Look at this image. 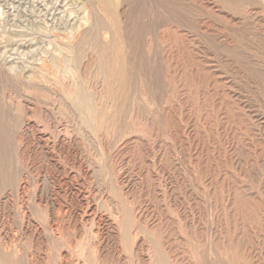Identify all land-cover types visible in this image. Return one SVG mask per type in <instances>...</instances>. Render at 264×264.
<instances>
[{"label":"bare ground","instance_id":"bare-ground-1","mask_svg":"<svg viewBox=\"0 0 264 264\" xmlns=\"http://www.w3.org/2000/svg\"><path fill=\"white\" fill-rule=\"evenodd\" d=\"M106 12L117 14L118 7L112 8L108 0L93 4L94 15L105 17ZM118 16L123 18V13ZM236 18V25L244 23ZM254 18L256 31L264 37V17ZM115 27L110 29L111 25L105 22L103 29L109 31L111 42L118 46V54L108 51L109 62L114 65L117 61L115 64L120 67L122 60L118 55H123L124 46ZM37 46H23L32 53L25 65L0 56L3 74L25 77L33 95L38 97L39 88L49 87V82L57 79L51 77L52 68L61 70L57 83L65 89L57 94L60 102H66L67 109L80 119L77 131L87 124L95 130L103 128L112 115L103 107L106 104H102L100 88L109 81L112 86L118 84L117 79L121 78L117 77L116 65L115 77H96L93 86L97 87L91 92L85 88L80 73L79 47L70 46V51L64 48L59 57L54 46ZM167 53L174 54L180 63V105L169 97L163 127L144 123L146 136L141 135L140 125V135L129 129L121 134L122 128L116 127L119 140L106 153L100 152L98 166L72 126L37 119L36 104L25 101L22 119L12 135L18 161L7 170L9 189L0 198V264H49L50 242L58 248L53 264H87L81 259L82 249L79 250L85 239L91 240L96 264H202L210 245L232 264H264V192L261 195L249 190L232 174L241 169L244 175L260 176L264 183V172L246 167L249 161L254 167L260 164L264 171V113L257 97L250 95L238 80L227 78L224 68L202 65L184 45L170 44ZM220 59L226 69L241 72L231 59ZM223 79H227L226 86ZM41 112L46 116L48 111ZM165 132L171 134L173 145L165 140ZM241 152L246 154L244 163L238 156ZM97 168L100 178L95 177ZM31 179L33 206L42 212L44 226L29 211ZM195 182L201 183L202 188ZM12 193L17 197L15 205ZM203 195L207 200L201 198Z\"/></svg>","mask_w":264,"mask_h":264},{"label":"rangeland","instance_id":"rangeland-1","mask_svg":"<svg viewBox=\"0 0 264 264\" xmlns=\"http://www.w3.org/2000/svg\"><path fill=\"white\" fill-rule=\"evenodd\" d=\"M99 1L0 0V56L17 61L19 66L23 62L25 65V61H28L32 55L23 46L39 45L37 47H42L50 44L52 47L54 46L55 53L59 57L70 46L79 47L78 51L83 62L79 64V66L81 65L80 73L82 77L84 76L85 88L92 92L97 87L96 85L93 86L96 77L101 76L102 78L105 76L106 79H113L116 75L113 69H115L114 65L117 61L113 65L108 58H110L113 50L118 54V46L111 42L109 31L103 29L105 22L111 25L110 29L116 26L115 31L119 33L118 40L124 46L123 55H118L121 56L122 60L120 67L116 65V69L120 71H117V77L120 76L121 79H117L118 84L112 86L109 81L100 88L101 94L103 93L102 104H106L103 107L112 116L110 115L111 118L107 116L108 118L103 123L104 127L99 130L92 129L93 127H89L90 125L87 124L88 127H82L81 130L77 131L76 127L81 124L80 119L67 109V106L64 105L66 102H60L61 100H59L57 94L65 89L57 83V80L62 77L61 70L55 71V68H52L54 73L51 74V77L57 78L54 81L56 85L49 82V87H41L37 90V93H40L39 96L44 99L42 102L39 96L33 95V89L28 85L25 77L19 79L13 75L7 76L5 73L3 74L0 68V198L2 193L9 189L7 187L9 180L6 181L8 179L7 170L12 168L18 159L12 135L17 130V123L22 119L26 100H33L32 102L36 104L35 115L38 116L37 119L72 126V131L78 135L77 137L80 139L85 151L92 152L90 156L94 158L97 166L101 159L100 152L106 153L107 149H110L119 140L118 135L120 134L115 132L116 127L117 129L122 128L121 134H125L129 129L140 135L141 131L137 128L140 125L145 132L142 131L141 135L145 136L147 135L144 129L147 128L146 125L148 127L159 125L162 128L171 98L175 99L177 105H180L181 100L180 63L174 54L167 53L170 44L173 46H186L191 55L197 57L205 67L217 65L218 68H224L227 78L234 79L236 82L239 81L238 83L241 82L240 84L248 90L250 95H256L260 110L264 113V37L256 31L257 20L254 18V15L264 17V0H108L112 2V8L118 7V13H123V18H119L118 13L115 14L114 12L104 13L105 17L94 15L92 13L93 4ZM221 9L224 11L220 12ZM236 17L244 20L245 24L239 23L240 25H236L239 21ZM108 19L110 22H108ZM117 21H119V27ZM118 28H120V31H118ZM218 33L220 35H217ZM72 55L74 54L72 53ZM220 57L231 59L237 67H240L241 72L226 69ZM83 59L86 60L85 63ZM0 64L2 63L0 62ZM108 70H110V74ZM74 72L77 76V70ZM223 84L224 86L227 85V79H223ZM74 88L69 86V89ZM118 102L119 104H116ZM134 108L135 112H132ZM44 109L48 111L46 116L41 112ZM51 111L52 114H50ZM130 116L131 118H129ZM57 118H63V120L58 119V122ZM138 120H140V123ZM164 134L165 140L173 145L171 134L168 132ZM229 141L231 140L229 139ZM243 153L241 152L238 155L241 157L242 163H244L246 157V154ZM251 166L257 172H264L260 164L254 167V164L250 165V162L247 161L246 167L248 170L252 168ZM182 169L189 184L193 185L194 181L189 179L186 167L183 166ZM97 170L95 177L100 178L102 176L101 171L99 168ZM242 172L241 169L233 170V177L241 181L249 190L262 195L264 183L260 180V176L254 178L244 175ZM3 176L5 179H3ZM96 178L95 180L98 181ZM29 181L30 190L27 194L29 197H27L28 206H30L29 211L34 216L32 217L37 222L39 220L38 223L44 226L42 212L33 206L34 186L32 179ZM196 182L195 185L198 184V187L202 188L201 183ZM12 195L13 204L15 205L18 202L17 197L14 196V193ZM201 198L207 200L208 197L203 195ZM85 240L79 244V250L82 249L80 250L82 252H80L81 259L87 264H96L93 263L90 250L91 240ZM195 247L199 248L198 246ZM57 253V246L50 242L51 262L49 264L55 262ZM205 255L206 259L202 264H232L227 256L220 253L212 245L205 249ZM134 264L136 263L134 262Z\"/></svg>","mask_w":264,"mask_h":264}]
</instances>
